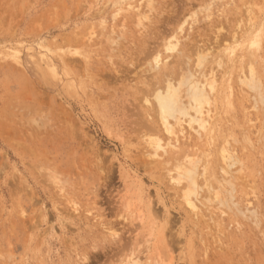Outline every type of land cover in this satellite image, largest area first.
Wrapping results in <instances>:
<instances>
[{"label": "rangeland", "instance_id": "374dc122", "mask_svg": "<svg viewBox=\"0 0 264 264\" xmlns=\"http://www.w3.org/2000/svg\"><path fill=\"white\" fill-rule=\"evenodd\" d=\"M0 264H264V0H0Z\"/></svg>", "mask_w": 264, "mask_h": 264}, {"label": "bare ground", "instance_id": "6f19581e", "mask_svg": "<svg viewBox=\"0 0 264 264\" xmlns=\"http://www.w3.org/2000/svg\"><path fill=\"white\" fill-rule=\"evenodd\" d=\"M220 64H218V65H220ZM184 79H187V78H183L184 83L185 82L190 83V85H189L190 89H187V92L189 94L191 93L190 96H192L191 97L192 101L194 102V104L200 106L207 99V96H206V93H205L204 87H203L204 85L200 86L199 83L197 84L196 82H195L196 84H193L190 79H187V81H184ZM215 79H212L210 82H208V87L210 90H213L215 87V84H216ZM181 80H182V78H181ZM245 83L248 84L249 82L245 81ZM191 84H193V85L191 86ZM168 86H172V85L170 84ZM185 87H188V86L186 85ZM165 89H164L165 93L162 92L163 94L161 93V91H159L158 93L157 92L155 93V100L157 103L158 113H159L160 119L162 120L161 121V123L163 124L162 126H163V128L167 134H171L172 133V127L169 124V121H168L169 118L170 117L174 118V117H176L177 114H180V115L186 114V112L183 110V107H180V105L178 103L180 101V100H178L180 98V95H178V94H180L178 92V90L175 88H171V87H168L166 90ZM198 110L200 111V107H198ZM155 141L153 142L152 145H154V146H152V147H154V150L157 151V149L162 148V146L159 143L160 141L159 142L158 141L155 142ZM166 144L168 145L169 141L166 142ZM195 173H196V166L191 163L190 168L188 170H186V175H187V178L190 180V183L192 185H194V179L193 178L195 176ZM189 204H190V202H189Z\"/></svg>", "mask_w": 264, "mask_h": 264}]
</instances>
